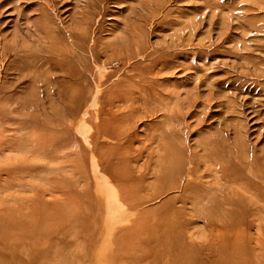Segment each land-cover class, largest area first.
<instances>
[{"label":"rangeland","instance_id":"374dc122","mask_svg":"<svg viewBox=\"0 0 264 264\" xmlns=\"http://www.w3.org/2000/svg\"><path fill=\"white\" fill-rule=\"evenodd\" d=\"M0 220V264H264V0H0Z\"/></svg>","mask_w":264,"mask_h":264},{"label":"bare ground","instance_id":"6f19581e","mask_svg":"<svg viewBox=\"0 0 264 264\" xmlns=\"http://www.w3.org/2000/svg\"><path fill=\"white\" fill-rule=\"evenodd\" d=\"M258 187V186H257ZM263 190V189H262ZM262 195V194H261ZM255 196V195H254ZM98 200V199H97ZM207 203H209V205H210V207H211V209L213 210V213H215V214H218V215H222L223 213H228L229 215H234V213L235 212H228V211H226L225 210V208H224V205H225V203L226 204H230V205H232V207L233 206H235V205H238L239 206V204H242V200L241 199H239V198H234L232 195H225L223 198H222V200L221 201H218V200H209ZM229 207V206H228ZM235 208V207H234ZM234 208H231V209H234ZM208 210H209V208H208ZM229 210V209H228ZM235 210V209H234ZM261 209H259V208H257V211H256V213L257 214H259V211H260ZM236 211V210H235ZM208 212V211H207ZM208 213H210V212H208ZM211 214V213H210ZM210 214H209V216H210ZM16 216L18 215V214H15ZM19 216V215H18ZM235 217V216H234ZM7 218V217H6ZM12 218V217H11ZM22 218V217H21ZM41 220V219H40ZM16 220H14L13 222H15ZM22 220H20L19 221V224H20V222H21ZM18 222V221H17ZM33 222V221H32ZM38 222V221H37ZM40 222V221H39ZM5 223H6V220H5ZM36 224V223H35ZM39 224H42V223H39ZM2 225H4V223L0 220V226H2ZM12 225H16V223L15 224H12ZM17 225H18V223H17ZM24 225H26L25 224V222H24V224H23V226ZM43 225V224H42ZM10 226V225H9ZM9 226H8V228H9ZM38 226H40V225H38ZM44 226V225H43ZM6 227V225H4L3 227H1L3 230H4V228ZM11 227V226H10ZM12 228H13V230L15 229L13 226H12ZM17 228V227H16ZM24 228V227H23ZM26 228V227H25ZM30 228V227H29ZM36 228V227H35ZM7 229V228H6ZM9 229H11V228H9ZM34 229V228H33ZM43 229V228H42ZM16 230V229H15ZM17 230H18V228H17ZM27 230V229H26ZM7 231V230H6ZM1 232V231H0ZM4 232V231H3ZM2 232V233H3ZM14 232H16V231H14ZM133 232V231H132ZM6 233V232H5ZM8 233H10V232H8ZM11 234H12V232H11ZM132 234V233H131ZM6 235V234H5ZM23 235V234H22ZM19 239V238H18ZM178 240H179V238H177ZM122 240V239H121ZM121 240H119V241H121ZM121 242H123V241H121ZM180 242V241H179ZM182 242V241H181ZM179 244V243H178ZM179 246H180V244H179ZM176 249H177V244H176Z\"/></svg>","mask_w":264,"mask_h":264}]
</instances>
